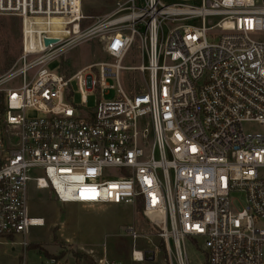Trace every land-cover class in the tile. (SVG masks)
<instances>
[{"label":"built area","instance_id":"built-area-1","mask_svg":"<svg viewBox=\"0 0 264 264\" xmlns=\"http://www.w3.org/2000/svg\"><path fill=\"white\" fill-rule=\"evenodd\" d=\"M0 15L22 19L21 55L0 76V239L21 248L19 264L46 225L31 182L60 203L141 204L174 264H189L186 239L206 264H264V0H127L86 28L81 0H0ZM94 37L106 60L69 76L46 68ZM136 41L147 65L125 64ZM134 70L143 88L129 92Z\"/></svg>","mask_w":264,"mask_h":264},{"label":"rangeland","instance_id":"rangeland-1","mask_svg":"<svg viewBox=\"0 0 264 264\" xmlns=\"http://www.w3.org/2000/svg\"><path fill=\"white\" fill-rule=\"evenodd\" d=\"M127 0H81L84 15L82 28L89 27L111 14L120 3ZM167 4L177 0H163ZM22 51V19L15 15H0V76L5 74L18 61ZM103 41L100 37L84 41L78 47L67 51L61 59L51 61L47 65L50 71H58L69 76L77 70L97 61L106 60ZM148 64L142 59L139 42L131 46L126 58V65L139 66ZM142 72L139 70L124 73L125 87L129 92H137L143 88ZM148 79V73H146ZM22 80L17 78L11 82L19 86ZM115 84V81H110ZM76 104L82 103V95L77 80L70 83ZM116 95L114 89L107 90L104 99ZM97 96L88 98V106H96ZM28 116H37L27 111ZM252 128H259L254 125ZM38 174V173H37ZM29 206L35 216H43L46 225L32 227L28 240L32 245L28 251L29 264H40L45 260L47 251L52 255L59 254L68 264H103L101 260L120 261L123 264H174L168 254L166 242L161 238L160 227L137 206L132 204H99L60 203L48 190H38L35 184H29ZM133 225L140 237L134 242L126 234L127 227ZM165 244V252L158 246ZM189 264H206L202 250L192 240L184 241ZM134 246L145 251H155L153 260L137 262L132 258ZM10 243H0V264H13L18 261L21 248L13 251ZM38 249V251H37Z\"/></svg>","mask_w":264,"mask_h":264},{"label":"trees","instance_id":"trees-1","mask_svg":"<svg viewBox=\"0 0 264 264\" xmlns=\"http://www.w3.org/2000/svg\"><path fill=\"white\" fill-rule=\"evenodd\" d=\"M4 110V105H3V94L0 95V111ZM142 211H143V208H142V205L139 204L137 205ZM33 247H40L38 244L37 245H31ZM162 251L165 252V244L164 243H160L159 246H158ZM46 253L47 256H51L52 254H50L49 252L47 251H44Z\"/></svg>","mask_w":264,"mask_h":264},{"label":"water","instance_id":"water-1","mask_svg":"<svg viewBox=\"0 0 264 264\" xmlns=\"http://www.w3.org/2000/svg\"><path fill=\"white\" fill-rule=\"evenodd\" d=\"M50 40H47V43H49ZM146 260H153L155 258V251H146L145 253Z\"/></svg>","mask_w":264,"mask_h":264},{"label":"crops","instance_id":"crops-1","mask_svg":"<svg viewBox=\"0 0 264 264\" xmlns=\"http://www.w3.org/2000/svg\"><path fill=\"white\" fill-rule=\"evenodd\" d=\"M0 243H7V241L6 240H4V239H0ZM13 251H16V247H14L13 246ZM21 257H22V255H21V253H19V256H18V261L16 262V263H13V264H19L20 263V261H21Z\"/></svg>","mask_w":264,"mask_h":264}]
</instances>
